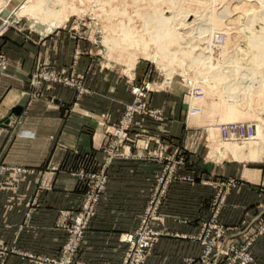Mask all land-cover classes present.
<instances>
[{
  "label": "crops",
  "instance_id": "0c3cea01",
  "mask_svg": "<svg viewBox=\"0 0 264 264\" xmlns=\"http://www.w3.org/2000/svg\"><path fill=\"white\" fill-rule=\"evenodd\" d=\"M32 39L33 43L26 42L19 33L0 35V51L9 58V67L0 74V165L6 168L0 174L4 184L0 187V264H38L36 257L59 253L66 238L58 225L59 213L73 208L80 197L76 173L66 169L83 155L103 162L105 149L117 139L111 132L121 123L123 104L133 99L131 83L119 81L112 70L97 68L86 73L85 83H78L84 90L74 85L32 86L30 75L37 60L68 70L74 51L81 45L77 37L65 32L41 39L34 35ZM85 58L81 56L79 73H85ZM143 72L144 68L140 69V77ZM85 87L91 95L85 94ZM153 93L152 104L163 110L164 120L136 115L127 137L119 138L123 141L117 150L123 155L107 166V186L83 240L81 258L85 262L120 263L127 247L121 235L140 223L164 167L166 150L160 143H150L159 139L145 133L173 135L171 149L176 151L180 146L186 151L182 175L195 172L212 180L216 179L213 174H230L214 170L212 163L207 170L203 168L208 165L202 154L204 142L197 130L185 127L180 100ZM252 170L258 171V177L245 178L244 169L245 181L229 196L231 203L241 208L224 209L222 214L229 224L242 222L243 231L248 230L251 213L258 210L254 203L264 186V168ZM186 178L179 176L170 187L159 212L162 223L158 229L165 235L153 247L146 264H199L200 246L188 234L209 216L215 192L198 177L195 182ZM228 215L232 221L227 220ZM253 255L255 264H264V235L255 241Z\"/></svg>",
  "mask_w": 264,
  "mask_h": 264
},
{
  "label": "rangeland",
  "instance_id": "374dc122",
  "mask_svg": "<svg viewBox=\"0 0 264 264\" xmlns=\"http://www.w3.org/2000/svg\"><path fill=\"white\" fill-rule=\"evenodd\" d=\"M28 2L29 0H0V35H7L8 33L18 35L19 33L22 39H25L26 42L32 41L33 43L34 40L32 38L34 37V35H37L38 39H41L45 36L47 37V35H50L52 33L65 32L71 36L77 37L81 42L80 47H76L77 49L72 55V62L70 63L71 66L68 70H64L63 68L65 67H60L57 69L54 68L49 62H46L44 60H37L34 70L30 75L29 82L32 84V86L36 87L38 85L39 88H42L47 84H61L72 87L71 85L67 84L68 82L64 80V78L68 79L69 83H85L84 79L86 73L93 70L94 68H97L98 71L103 72L112 70V73L117 76L118 80L120 79L119 81L122 80L123 83H131L132 85L131 93L133 95V99L132 101L123 104L124 113L121 119V123L127 125L124 130L125 133L131 127V124H133L136 115L152 117L156 120H164L163 110L152 104L151 94L153 92L174 96L180 100V107L182 109L181 115L185 127H189V130H197L199 135L201 134L200 137L204 142L205 147L202 152L203 159L208 163L207 167L203 168L207 170V168H210L209 165L212 163L215 168L214 170L219 169L220 171H226L227 174L230 173L227 176H223L222 174H213V177H216V179L212 180L206 179L205 176L200 177L195 172L188 173L187 175H182L180 171H182V169L186 167L187 163L186 151L183 150V148L180 146H178L176 151H173L171 149L173 145V135H169L168 132L167 134H165V136H159V134L152 132L145 133L147 135L150 134L151 137L154 136V139H159L158 141L151 139L150 143H154L155 145L162 144L164 145V149H166L164 153L165 157H163L164 159L158 156V158H161L164 162V167L160 172V176L164 175V180L159 181L158 178L156 179V183L154 184V187L152 189L149 203L140 218L139 225L133 231L123 233L121 235L122 241L126 233L133 232L134 234H136L143 223L148 224V226L152 228L155 233H157V239H154L153 244L147 251L144 260V264H146L153 247L159 241V239L163 235H165V232L158 229L159 223H162V218L159 212L162 205L165 203V201H167L169 197V190L171 185L179 176H186L187 180L190 179L193 182H195L198 177L200 181H203L202 183H204V185L213 188L215 192L214 197L210 201L211 203L208 212L209 216L201 219L195 230L188 234L190 236L188 238L196 241L200 246L199 264H243V259L245 258L246 254L252 257V261H249L245 264H255L253 245L259 236L264 235V186H262L263 189L260 190V193L262 194L258 196V201L254 203L258 210L256 213L252 212L250 215L251 221L248 223L247 220L246 222V224H249L247 226V231H243V229L240 228L243 225L242 222L239 225H232L225 222L222 214L224 209L236 210L238 208H241L239 207V205L231 203L232 199L230 201L229 196L232 194L233 190L239 187L241 182L245 181V178L255 180L258 177V171L252 170L253 168H264V92L262 93L257 89H254V92L251 93L253 96H251L250 102L245 103V101H241L240 103V107L244 108L243 110H246L247 114L243 116H237L239 119H237V117L234 118L235 116H233V120L230 116V113L226 109L223 110L220 105L221 101L228 99V92H225L226 95L219 94L211 89L210 86H208V83H203L201 81H199L198 83L194 82L193 78H196L195 76H198L195 73L197 71L193 69H189L187 71L182 70V67H179L178 63H176V60H179L180 56H182V58L188 57L192 62L194 61L193 59L195 54L192 55V57L187 56V52L183 49L184 55L181 54L183 51L172 55V57L175 56L176 58H173V63L172 65L169 64V68L161 66L158 62V58H156L158 54L161 55L159 46L157 47L156 42H151L149 40L150 37L148 36V34H146L149 30L148 24H146L145 22L147 20H145L141 15H138V11L140 9L148 6V2L146 0H113L111 2H107L106 0H73V2L78 6V11H74L65 15L62 21L52 29L50 26L43 25L40 22L35 23L34 18L29 15L30 12L26 11ZM174 2V6L176 7V9L188 12L189 15L191 14L192 18L197 16V20L194 23H191L190 27L185 26L186 29L182 27L181 30L185 31V33L183 34L184 36L182 35L180 38H174L173 36V40H176L175 42L178 41L181 44L180 45L177 42L179 46H181L182 48L188 47V50L190 49L192 50V52H195L196 50V52L199 54V52H201L200 48L202 46L205 49V46L208 45V50L205 51H210V46L220 47L225 43L226 50L223 52L224 54H221L224 57L228 56V54L231 53L236 54L233 51H235L237 47L242 48V54L246 53L243 52V49H245L247 46L245 45L247 42L245 41L247 40V36L235 27L241 26L248 29L250 32L253 31V29H251L252 26L250 23L247 24L248 22L246 19H243V21L239 22L238 16L241 12L240 8H242L241 2L238 3L236 0H226L224 2H212V0H174ZM242 2H247L249 6L254 4L256 6V9H254L253 12H258V10L260 9V1L258 0H242ZM116 6L121 9L124 7L127 11V14H119L120 16L117 15L108 18L107 13L111 10V7ZM163 8L164 16H170V9H168L167 4H163ZM216 10L217 12H222V10H225L222 19L223 26H221L223 28L220 27L221 29L215 30L212 34L213 37H211V41H208L207 43V39L205 41L200 40L204 36L209 35V31H207L209 29H206L207 27L205 28L203 26L207 24L208 18L213 12L215 13V15L217 14ZM121 20L129 22L133 26L132 28L134 29L132 30V32L134 31V36H137L138 34L142 36V34H144L143 38H140L141 36L138 35L137 37H139L140 39L136 38V40L133 41V44L135 46L132 48L128 47L129 49L127 50H123L121 48L119 49V47H117L119 46L118 44L112 43L115 42L112 41V39L118 41V39L115 38V35L117 36L121 31L119 28V26H121ZM199 26L201 29L199 28ZM202 27L204 30H202ZM150 31L151 29L149 30V32ZM204 31L205 33H208L205 34ZM221 31L223 33L225 31L226 34L224 33L222 35ZM17 37L19 36H16V38ZM168 38L169 37L162 39V41L166 43V47L170 48L171 46H173V40L171 41L172 43L169 44ZM109 39H111L110 42ZM36 42H40V40ZM72 43L73 41H71V44ZM108 43H112L114 47L109 46ZM115 47L117 48L115 49ZM146 47H148V49H146ZM247 47L250 46L248 45ZM130 48L136 50L134 54L131 52ZM180 48L179 50H182V48ZM143 49L146 50L145 52H147V54L149 55H147L146 53L142 54L141 50ZM158 49L159 52L157 51ZM198 50L200 51L198 52ZM241 53L238 54V56L240 55L242 57ZM247 53H251V51ZM255 53L252 54L254 55ZM219 54L220 53H215V58L213 60H217L218 58L220 59V57H218ZM0 56L4 57L7 63L6 68L0 70V74H4V72L7 70V67H9V58L3 51H0ZM81 56L86 57L82 62V65L84 64L83 67H85V73H79L77 69ZM257 56L260 57V54H257ZM219 59L217 60L218 62H220L221 60H225V58H221L220 60ZM73 60H75V63H73ZM208 65H206V67L209 70ZM142 68H144V74L142 77H140L139 71ZM48 72L57 73L59 75V80L55 81L46 79L44 77V74ZM199 72H201V70ZM200 76H204V74H201ZM146 83H148L149 92L147 93V96L141 98L140 100H137L136 103V95L135 93H133V89L135 87L146 86ZM85 94L91 95V90L85 87ZM219 95L222 96L219 97ZM244 103L246 105H243ZM128 105L133 106L136 110L134 113H131V117H129L126 113L129 112L127 109ZM139 106L143 108V110H140ZM230 122H244L250 124L253 127L252 133L243 136L254 138L253 142H251V140H242V136L240 135H237L238 139L236 141L230 139L222 142L221 138L223 136L221 135V130H219V125L228 124ZM111 134L117 139L112 141V143L110 142L108 147L105 149L106 154L104 156V159L102 160V163L95 161L91 155H83L81 157H77L70 164V167L66 169L71 173H76L75 175L78 179L77 192L79 193L80 197L78 201L74 203L75 205L73 208L62 209L59 213L58 225L66 232V238L60 248L59 253H57V255L53 257H36L35 260L38 264H61L60 259L63 258L65 254L63 253L64 246L72 240L77 241L80 245V249L75 253L72 252L71 254V257L75 264H126L125 258L127 253L128 260L132 261L133 264H135V261L133 260V258L135 257V250L134 248L131 249V246H129V244L125 241L123 242L127 244V247L124 253V257L120 263H92L82 260L81 252L83 240L91 226L94 217L97 215L101 196L98 203H96L94 206V213L89 215L88 222L85 225L83 233L79 235V232L75 233V231H73L75 229L73 225H76L77 223L76 217L80 214L86 192L89 189V185H92L91 178L89 177V172H99L104 168V165H110L114 158L123 155L120 150H117L118 144L122 143L123 140L119 139L120 137L115 135L114 132H111ZM140 134L143 133L140 132ZM126 137L127 134L126 136H123L124 139ZM175 138L177 139L178 137ZM132 139L134 142L135 138L132 137ZM229 142H235L234 146L232 145V147H229ZM174 164L176 165V168H174L173 174H175L176 177L174 180H170L168 179L169 169ZM244 169L245 178L242 177V172ZM5 170L6 168L4 167V170L1 173H3ZM79 173H83V175L80 176ZM164 182L166 183L163 184ZM1 183V185L3 186V182ZM158 183L160 184V186L158 185ZM106 186L107 184L105 185L102 193L105 191ZM158 186L161 189L165 190L164 196L161 199V203L159 202L158 207L155 206V208L157 207L158 209L154 213H146V210L151 205H155L156 197L154 196V193L158 190ZM227 220L232 221V217L228 215ZM250 228H254L255 231H251ZM147 230L149 229H145L136 234L137 238L141 236V233L145 235V231Z\"/></svg>",
  "mask_w": 264,
  "mask_h": 264
},
{
  "label": "bare ground",
  "instance_id": "6f19581e",
  "mask_svg": "<svg viewBox=\"0 0 264 264\" xmlns=\"http://www.w3.org/2000/svg\"><path fill=\"white\" fill-rule=\"evenodd\" d=\"M106 1L111 2L113 0H106ZM146 1L148 2V6L143 9H140L138 11L139 13L138 15H141L145 20H147L145 22L146 24H148V27H149L148 29L149 30L151 29L150 32L149 30L147 31L146 29L147 31L146 34H148V36L150 37L149 40L151 42L152 41L156 42L157 47L159 46L161 55L158 54L156 58H158V62L160 63V65L165 66V68H169L170 67L169 64L172 65L173 58L175 57V56L172 57V55L177 54L180 51H183V49L187 52L188 54L187 56L192 57V55L195 54L194 59H193L194 61L192 62H191V59H189L188 57L184 56L185 58H182V56H180L179 60L175 59L176 63H178L179 67H182V70L187 71L189 69H193L197 71V72L194 71L198 75V76H195L196 78H193L194 82L198 83L199 81H201L203 83H208V86H210L211 89H213L216 93H219V94H225V92L227 91L228 92L227 94L229 95L227 96L228 99L221 101L220 105L223 110L226 109L230 113L231 118L233 116H235L234 118H236L237 116H240V115L241 116L246 115L247 111L243 110L244 108L240 107L241 101H245V103L250 102V98L251 96H253L251 93L254 92V89H257L258 91L262 93L264 92V55H262L264 54V0H258L260 1V6H259L260 9L258 8L259 9L258 12H253L254 9H256V6L254 4L249 6L247 2H242V0H236L238 3L241 2L242 4L241 6L242 8H240L241 12H240V15L238 16L239 22L243 21V19H246L248 22L247 24L249 23L251 24L252 26L251 29H253V31L250 32L248 29L243 28L241 26L235 27L247 36V40H245L247 42L246 44L245 43L244 44L247 46L249 45L250 47L246 46V48L243 49V52H246L245 54L241 53L242 48L237 47L235 51H233L236 54L231 53V54H228V56L226 57L221 55V54H224L223 52L226 50L225 43L222 44V46L220 47L210 46L209 48L210 51H205V50H208L207 49L208 45L207 46L204 45L205 49L202 46L200 48L201 52H199L200 50H198L199 54L196 52V50L195 52L193 51L194 52L193 53L192 50L190 49L188 50V47L182 48L181 46H179L178 45L179 42L177 41L178 42L177 43L175 42L176 40L174 41L173 39L175 37L180 38L185 33V31L181 30L182 27H184L185 29L186 27H190L191 23H194L197 20L196 19L197 16L192 18L191 14L189 15L188 12L176 9V7L174 6V3H175L174 0H146ZM213 1L224 2L226 0H212V2ZM163 4H167L168 9H170V16H164ZM77 7L78 6L73 2V0H29L27 7H26L27 9L26 11L30 12L29 15L34 18L35 23L40 22L43 25L50 26L52 29L54 26H56L62 21L65 15L71 12H74V11H78ZM224 12L225 10H222V12L218 11L216 15L214 12L210 15V17L208 18L207 24L203 26L205 28L207 27L206 29H209L207 30L209 31V35L204 36L203 38L201 37L202 39L200 40L205 41L207 39L206 40L207 43L208 41L210 42L211 37H213L212 34L214 33V31L217 29L223 28L221 26H223L222 19L224 16ZM107 14H108V18H111L112 16H117L119 14L126 15L127 11L125 10L124 7L121 9L116 6V7H111V10ZM120 24L121 26H119V28L121 31L119 30L120 33L117 36L115 35V38H117L118 41L112 39V41H115L112 43L118 44L119 46L117 47H119V49L121 48L123 50H127L129 49L128 47L132 48L135 46L133 44V41L136 40V38H139L137 37L139 34L137 36H134V33H133L134 31L132 32L134 28H132L133 26L129 22L121 20ZM203 27H202V30H204ZM207 33L208 32H206L205 34ZM224 33L226 34L225 31ZM224 33L222 32V35ZM143 35L144 34H142V36L139 35L141 36L140 38H143ZM167 37H169L168 38L169 44H171L172 43L171 41L173 40V43H172L173 46H171L170 48L166 47V43L162 41V39H165ZM110 40L111 39H109V42ZM112 43L110 44L108 43V45L111 47H114ZM117 47H115V49ZM180 47L182 48V50H179ZM146 49H148V47H146ZM159 49L157 50L158 52H159ZM135 51L136 50L131 49V52L133 54ZM141 51H142V54L144 53L147 54V52H145L146 50L143 49ZM250 51L251 53H247ZM215 53L217 54L220 53L218 57H220V59L225 58V60L223 61L221 60L220 62L217 61L219 58L217 60H213L215 58ZM240 53L242 54V57L240 55L238 56V54ZM252 53H255V54L253 55ZM181 54L184 55V51ZM257 54L258 55L260 54V57H258ZM163 59H167V60H163ZM208 64L210 65V67ZM206 65H208L209 70L207 69ZM200 70L201 72H199ZM201 74L202 75L204 74V76H200ZM221 96L222 95H219V97ZM245 103L243 105H246ZM237 119L239 118L237 117ZM219 130H221L220 125H219ZM234 136H237V135H234ZM241 138L242 140L243 139L247 141L251 140V142H253V139H254L248 136L246 137L242 136ZM230 139L236 141L238 137L231 136L228 139H225L224 137H222L221 141L225 142V140L227 141ZM234 143L235 142L233 143L229 142L228 146L232 147V145L234 146Z\"/></svg>",
  "mask_w": 264,
  "mask_h": 264
},
{
  "label": "built area",
  "instance_id": "2783aa9c",
  "mask_svg": "<svg viewBox=\"0 0 264 264\" xmlns=\"http://www.w3.org/2000/svg\"><path fill=\"white\" fill-rule=\"evenodd\" d=\"M6 66H7V63H6L5 58L0 56V70L5 69ZM44 77L48 80H55V81L59 80V75L53 72L45 73ZM64 80L68 82L67 83L68 85H74V86H77L79 89L84 90L82 89L81 86H79L78 83H69L68 79L66 78H64ZM148 92H149L148 83H146V86H143V87H135L133 89V93H135L136 95V103H137V100H140L141 98L147 96ZM127 109L129 112H126V113L129 117L132 116L131 113H134L136 111L135 108L131 105H128ZM139 109L143 110V108H141L140 106H139ZM126 126L127 125H124L123 123H121L120 127L118 126L116 130L114 131L115 135L119 137H121L122 135L126 136V133L124 131ZM220 129H221V135L225 139H228L231 136L237 137L234 135L243 136L246 134H251L253 131V127L250 124L244 123V122H230L228 124H222L220 125ZM106 167L107 165L106 166L104 165V168L99 172H96V171L89 172V177L91 178L92 185L91 184L89 185V189L86 192L83 206H82V209L80 210V214L76 217L77 223L76 225H73V227H75L73 231H75V233L79 232L80 233L79 235L83 233L85 229V225L88 222L89 215L94 213V206L96 203H98L101 193L104 190L105 185L107 184ZM174 168H176L175 164L171 166L169 169L168 179L170 180H174L176 177L175 174H173ZM3 170H4V167L0 166V173ZM82 175L83 173L80 174V176ZM163 177L164 175H161L159 178V181L164 180ZM165 183L166 182H164L163 184ZM1 184L2 183L0 182V187L2 186ZM158 185L160 186L159 183ZM159 186H158V190L154 193V196L156 197L155 205L154 206L151 205L146 210V213H151V214L154 213L158 209L157 207L159 206L158 205L159 202L161 203V199L164 196L165 190L161 189ZM155 206L157 207L155 208ZM145 229H149V230L145 231L146 233L145 235L141 233V236L137 238L136 234H138L140 231H143ZM136 234H134L133 232L126 233L123 237V241L127 242L129 246H131V249L134 248L135 257L133 258V260L135 261V264H144L147 251L150 249L151 245L153 244L154 239H157V233H155L153 229L148 226V224L143 223ZM79 249H80V245L77 241L72 240L68 244H66L63 250L64 251L63 253L65 254L63 258L60 259L61 264H75V262L73 261L71 257V254L72 252L74 253L77 252ZM249 261H252V257L246 254L245 258L243 259V264ZM125 263L133 264L132 261L128 260V253L125 258Z\"/></svg>",
  "mask_w": 264,
  "mask_h": 264
},
{
  "label": "water",
  "instance_id": "95a60500",
  "mask_svg": "<svg viewBox=\"0 0 264 264\" xmlns=\"http://www.w3.org/2000/svg\"><path fill=\"white\" fill-rule=\"evenodd\" d=\"M17 109H14L13 111L16 112Z\"/></svg>",
  "mask_w": 264,
  "mask_h": 264
}]
</instances>
